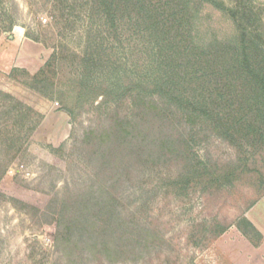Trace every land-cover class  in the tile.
Instances as JSON below:
<instances>
[{"label": "rangeland", "instance_id": "obj_1", "mask_svg": "<svg viewBox=\"0 0 264 264\" xmlns=\"http://www.w3.org/2000/svg\"><path fill=\"white\" fill-rule=\"evenodd\" d=\"M250 1L264 29V0ZM85 3L0 0V264H264L257 255L264 237L250 220L264 226V147L245 148L241 157L248 161L247 169L240 177L212 185L182 183L184 169L198 163L231 170L242 162L231 144L179 114L172 133L189 141L182 156L167 161L127 156V167H104L107 159L99 151V135L119 115L135 116L132 102L114 109L99 97L71 116L59 100L30 86L53 53L65 49L69 61L73 53H83L90 28L80 6ZM198 27L204 42L235 32L232 22L210 6L200 15ZM126 47L119 46L113 54L127 63L120 77L126 83L152 82L150 58L138 47ZM14 69L21 71L13 77ZM18 103L41 116L23 142L17 140L21 132L15 120L22 110ZM99 183L113 193L118 212L127 220L117 232L124 239L110 246L122 250L133 232L139 242L134 253L123 250L109 258L104 248L83 242L74 250L57 246L59 218H71L79 196L84 198Z\"/></svg>", "mask_w": 264, "mask_h": 264}, {"label": "trees", "instance_id": "obj_2", "mask_svg": "<svg viewBox=\"0 0 264 264\" xmlns=\"http://www.w3.org/2000/svg\"><path fill=\"white\" fill-rule=\"evenodd\" d=\"M85 1L80 6L86 10L90 28L83 53H73L72 61L65 49L53 53L30 86L59 100L71 116L74 109L93 106L99 97H103L101 103H110L114 109L126 100L132 102L137 114L119 115L109 130L99 135L103 141L99 151L107 159L104 167H127V156L156 161L182 156L189 141L172 133L174 116L180 114L187 123L199 124L231 144L242 162L231 170L198 163L184 169L182 183L221 184L244 174L248 161L241 156L246 155L245 148L264 147V29L251 1ZM206 6L232 22L234 35L225 39L215 35L204 42L198 21ZM119 46L138 47L150 58L146 65L154 67L155 75L150 84L126 83L120 77L127 63L113 56ZM70 63L71 71L66 72ZM20 71L14 69L11 75ZM49 91L60 96L55 98ZM18 105L22 110L15 120L21 132L17 140L23 142L41 116L29 106ZM95 133L91 131V135ZM101 184L97 188L92 185L84 198L79 196L71 218H59V248L74 250L83 242L96 250L104 248L109 258L123 250L134 253V247L138 248L133 232L127 234L122 250L110 246L113 240L124 239L117 232L127 226V220L117 210L116 197ZM104 236L108 240H101Z\"/></svg>", "mask_w": 264, "mask_h": 264}, {"label": "crops", "instance_id": "obj_3", "mask_svg": "<svg viewBox=\"0 0 264 264\" xmlns=\"http://www.w3.org/2000/svg\"><path fill=\"white\" fill-rule=\"evenodd\" d=\"M262 202H264V197H263V199H261V201H260V203H262ZM259 203V204H260ZM258 206V205H257ZM251 220V222L255 225V227L260 231V232H262V234H263V237H264V226L262 225V223L261 222H259V221H256V220H253V219H250ZM259 248H257L258 250H261V251H259L258 253H257V255H260V257H261V260L264 258V251H263V248H264V239L262 240V242H261V244L258 246ZM261 252V253H260ZM248 260H249V257H248ZM256 261V260H255ZM235 262H236V260H235ZM239 262V261H238ZM257 262H258V260H257ZM237 263V262H236ZM250 264V263H249Z\"/></svg>", "mask_w": 264, "mask_h": 264}]
</instances>
